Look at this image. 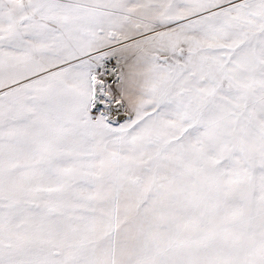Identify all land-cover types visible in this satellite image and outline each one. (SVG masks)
Wrapping results in <instances>:
<instances>
[{
  "label": "snow or ice",
  "instance_id": "obj_1",
  "mask_svg": "<svg viewBox=\"0 0 264 264\" xmlns=\"http://www.w3.org/2000/svg\"><path fill=\"white\" fill-rule=\"evenodd\" d=\"M0 264H264V0H0Z\"/></svg>",
  "mask_w": 264,
  "mask_h": 264
}]
</instances>
